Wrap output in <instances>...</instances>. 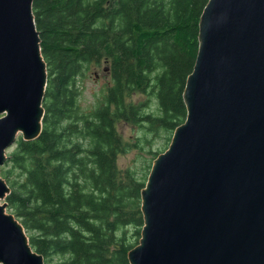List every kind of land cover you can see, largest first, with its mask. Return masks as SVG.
<instances>
[{
	"label": "water",
	"instance_id": "water-1",
	"mask_svg": "<svg viewBox=\"0 0 264 264\" xmlns=\"http://www.w3.org/2000/svg\"><path fill=\"white\" fill-rule=\"evenodd\" d=\"M185 122L153 161L130 264H264V0H208ZM48 65L34 0H0V264H46L1 168L42 132Z\"/></svg>",
	"mask_w": 264,
	"mask_h": 264
},
{
	"label": "trees",
	"instance_id": "trees-1",
	"mask_svg": "<svg viewBox=\"0 0 264 264\" xmlns=\"http://www.w3.org/2000/svg\"><path fill=\"white\" fill-rule=\"evenodd\" d=\"M207 1L34 0L48 65L42 132L31 141L19 137L1 176L11 187L8 210L46 264H130L128 251L144 224L141 191L147 178L119 167L127 143L116 123L154 116L142 114L128 97L157 68L164 112L150 123L167 130L183 122L184 89ZM104 61L112 73L106 99L82 113L78 78Z\"/></svg>",
	"mask_w": 264,
	"mask_h": 264
},
{
	"label": "rangeland",
	"instance_id": "rangeland-1",
	"mask_svg": "<svg viewBox=\"0 0 264 264\" xmlns=\"http://www.w3.org/2000/svg\"><path fill=\"white\" fill-rule=\"evenodd\" d=\"M159 77L160 73L157 68L151 73L147 84L142 85V88H134L132 95L128 97V101L137 106L142 114L151 113L154 116H149L144 120H138L134 117L133 120L122 119L116 123V128H118L123 141L127 143V149L123 145L120 151L122 153L118 155L119 167H122L123 170L132 169L140 178H145V175L148 178L151 170L148 165L151 164L152 166L154 153H157V151L161 153L169 147L176 129L175 127L174 129L166 130L160 125H152L150 123L152 118L162 115L164 112L159 96L161 87ZM111 83L112 73L107 62L104 61L101 64L92 63L84 69L77 82L80 91L78 103L80 110L83 111L82 113L90 114L105 101L107 89ZM125 103H127L126 96ZM185 119L186 117L183 122H185ZM168 132H170V139L167 145L164 139ZM90 144L91 140L88 138L87 145L89 146Z\"/></svg>",
	"mask_w": 264,
	"mask_h": 264
}]
</instances>
